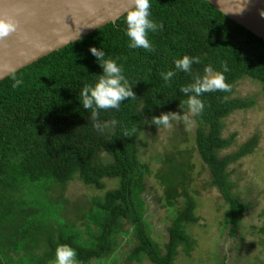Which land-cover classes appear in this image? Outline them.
<instances>
[{
  "label": "trees",
  "instance_id": "obj_1",
  "mask_svg": "<svg viewBox=\"0 0 264 264\" xmlns=\"http://www.w3.org/2000/svg\"><path fill=\"white\" fill-rule=\"evenodd\" d=\"M150 13L163 24L148 33L151 52L127 47L123 14L0 80V264H48L58 244L74 248L78 264L122 259L141 264L144 258L174 264L179 248L188 254L193 240L186 228L199 217L195 192L187 187V156L179 150L175 156L162 155L153 175L162 187L156 202L171 216L161 246L146 216L143 193L151 169L140 159L138 141L147 126L160 127L152 124L153 115L187 111V97L179 89L192 82L193 74L204 75L206 66L217 71L226 66L230 87L201 94L205 108L194 115L195 146L211 186L227 204L222 231L236 234L246 204L231 192L227 169L252 153L259 139L255 133L221 155L235 136L223 137L222 131L226 117L253 105L250 97L234 96L239 81L251 79L264 91V40L206 0H151ZM90 45L102 47L122 65L136 95L121 101L119 110H99V130L93 127L91 110L78 101L83 84L94 83L101 72L88 52ZM184 54L200 60L189 73L173 66L174 58ZM169 69L175 75L165 83L160 74ZM16 79L21 83L13 87ZM104 178H117V186L86 202L80 225L68 221L65 198L53 193L74 179L103 190Z\"/></svg>",
  "mask_w": 264,
  "mask_h": 264
},
{
  "label": "rangeland",
  "instance_id": "obj_2",
  "mask_svg": "<svg viewBox=\"0 0 264 264\" xmlns=\"http://www.w3.org/2000/svg\"><path fill=\"white\" fill-rule=\"evenodd\" d=\"M234 90V96L252 98L253 105L234 111L224 119L222 136L227 137L233 133L235 136L231 146L223 149L220 154L235 151L255 133L259 139L252 153L230 164L227 169L229 179L234 184L231 192L246 204L234 236H229L226 230L222 231L223 222L227 218V204L219 191L211 186L208 168L196 150L197 121L194 115L185 111L188 120L173 116L168 127L160 126L151 130L147 126L138 141L140 159L147 162L151 169L143 193L148 203L146 216L152 228V236L161 246L167 240L166 228L171 216L166 206L156 202L162 196V187L153 175L161 166L159 159L162 155L175 156L179 150L187 156L190 178L187 187L195 192V214L199 221L186 228L193 240L191 251L185 254L179 248L174 264H264V91L259 83L248 78L239 81ZM117 183V178H104V189L97 190L74 179L58 188L53 196L61 194L65 198L64 217L80 225L82 208L86 202L92 197L101 196L104 190L114 188ZM48 264H53V261ZM116 264L131 263L122 259ZM141 264L152 263L144 258Z\"/></svg>",
  "mask_w": 264,
  "mask_h": 264
},
{
  "label": "water",
  "instance_id": "obj_3",
  "mask_svg": "<svg viewBox=\"0 0 264 264\" xmlns=\"http://www.w3.org/2000/svg\"><path fill=\"white\" fill-rule=\"evenodd\" d=\"M206 1L264 40V0ZM131 6V0H0V17L18 25L0 41V80L115 22Z\"/></svg>",
  "mask_w": 264,
  "mask_h": 264
},
{
  "label": "clouds",
  "instance_id": "obj_4",
  "mask_svg": "<svg viewBox=\"0 0 264 264\" xmlns=\"http://www.w3.org/2000/svg\"><path fill=\"white\" fill-rule=\"evenodd\" d=\"M131 5L124 14V34L128 38L127 47L130 49L142 48L151 52L153 44L148 39V33L156 32L163 27V24L151 18V0H131ZM17 27V21L13 17H0V41H5V38L10 34L16 33ZM88 52L95 58L101 72L97 74L98 78L94 83L83 84L78 93V101L79 106L84 110H91L93 127L99 130L101 128V124L97 120L99 110H119L121 101L136 95L132 90L133 85L124 75L122 65L118 64L115 59L108 57L102 47L90 45ZM199 62L198 56L184 54L174 58L173 66L177 71L189 73L192 64ZM222 68L223 70L217 71L211 66H206L204 75L193 74L192 82L180 87L179 91L187 97L184 101L187 113L198 115L204 110L205 104L200 98L201 94L217 90L225 92L229 90L230 86L226 83L224 76L227 67L222 66ZM160 75L165 83H168L175 72L169 69ZM20 83L21 81L16 79L12 86L16 87ZM173 116L184 120L189 119V116L183 111L179 114L161 112L159 115H153L151 121L154 125L168 127ZM53 264H78L75 249L67 244H58L54 250Z\"/></svg>",
  "mask_w": 264,
  "mask_h": 264
}]
</instances>
